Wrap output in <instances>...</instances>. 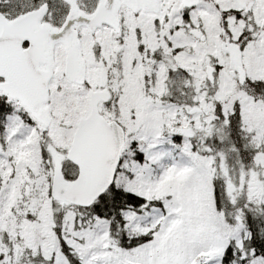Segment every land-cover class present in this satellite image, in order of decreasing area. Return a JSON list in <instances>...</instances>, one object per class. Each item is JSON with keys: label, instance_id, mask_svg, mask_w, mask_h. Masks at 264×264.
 Segmentation results:
<instances>
[{"label": "snow or ice", "instance_id": "1", "mask_svg": "<svg viewBox=\"0 0 264 264\" xmlns=\"http://www.w3.org/2000/svg\"><path fill=\"white\" fill-rule=\"evenodd\" d=\"M0 264H264V0H0Z\"/></svg>", "mask_w": 264, "mask_h": 264}]
</instances>
